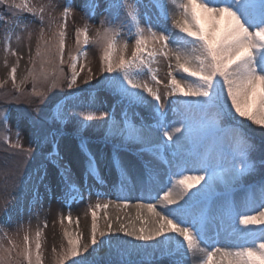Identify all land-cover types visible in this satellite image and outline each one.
Here are the masks:
<instances>
[{
	"label": "snow or ice",
	"instance_id": "obj_1",
	"mask_svg": "<svg viewBox=\"0 0 264 264\" xmlns=\"http://www.w3.org/2000/svg\"><path fill=\"white\" fill-rule=\"evenodd\" d=\"M106 4L107 15L94 37L89 36L87 22L76 29L75 52L68 54L71 75L67 76L65 38L72 6L65 4L59 22L51 16L57 5L46 6L50 13L47 30L51 31L53 25L57 30L45 39L44 5L30 4V0H0V8L6 9L0 11V27L12 21L11 34L6 30L3 45L6 56H17L9 73L15 93H21L16 73L23 57L12 49V35L19 43L23 33L28 32L30 41L28 28L35 20H39L40 30L34 55L29 47L32 96L45 95L37 92L35 85L38 80L47 83L49 76L57 82L66 81L71 90L84 71L85 64L80 61L86 60L88 45L95 44L101 50L100 73L104 78L100 87L118 96L117 103L125 107L118 120L115 105L111 114L92 104L80 106L81 119L75 121V132L86 158L85 175L99 174V160L83 135L89 128H102L104 143L112 144L111 166L117 170V183L121 186L136 182L122 152L135 148L138 154L152 158L144 163L136 178L148 189L147 199L129 204L125 198L122 204L109 201L90 206L88 242H84L82 233L65 229L67 248L62 246L59 253L53 249L54 264L69 260L73 264H155L165 258L171 264H187L189 259L194 264H264V180L246 183L264 171V157H254L262 149L244 126L247 121L248 127L264 129V0H106ZM98 7L99 0H85L86 17L91 19ZM153 8L155 18L149 14ZM19 13H26L33 20ZM169 22L171 27L167 26ZM130 39L134 43L129 55ZM161 58L167 61L166 82L158 76L160 69L154 67ZM28 77L21 83L27 82ZM91 78L89 69L84 83L88 84ZM57 82L51 87L60 86ZM160 86L165 89L163 93ZM4 87L0 83V89ZM78 103L75 94L53 98L44 120L38 122L30 117L29 122L47 140V132L39 125L50 122L57 126L58 133L59 125L71 120L72 106ZM141 106L150 108L151 123L141 117V123L136 124L133 117L139 114H129ZM94 120L104 123L93 125L90 122ZM8 121L7 114L0 117V127L10 131ZM218 133L225 134L226 149L217 147ZM16 138L19 141V131ZM3 142L9 144L7 135ZM11 147L22 149L18 142ZM22 150L29 154L33 151L31 147ZM163 164L168 166L164 171L166 180L161 179L158 167ZM37 179L42 183L44 177ZM62 180L66 188L76 187L68 169ZM110 204L124 211V219L119 213L114 219L109 216ZM130 208L135 209L134 216L127 212ZM101 210L104 228L98 223L97 213ZM66 219L72 223L70 215ZM60 223L63 225V219ZM76 223L79 226L78 219ZM114 224L118 227L114 228ZM116 233L144 244L122 241L115 237ZM42 235L38 228L34 239L25 232L22 244L10 238L11 247L0 243V264H43ZM98 236L107 239L98 242ZM89 247L92 252L82 256ZM103 249L108 255L114 252L116 259H98ZM77 257L81 258L74 259Z\"/></svg>",
	"mask_w": 264,
	"mask_h": 264
},
{
	"label": "rangeland",
	"instance_id": "obj_2",
	"mask_svg": "<svg viewBox=\"0 0 264 264\" xmlns=\"http://www.w3.org/2000/svg\"><path fill=\"white\" fill-rule=\"evenodd\" d=\"M50 3L57 5L55 10L51 12V16L56 18L57 22L60 21V14L65 4L72 6L66 28L65 66L68 62L69 52H75L76 29L83 27L87 22L90 26L89 36L90 38L94 37L96 29L100 26V21L104 20L107 15L104 12L107 4L106 0H99V7L95 10V15L88 19L86 17L85 0H30V4L45 6V39L51 38L52 33L57 30L55 25H53L51 31L47 30L50 13L46 6ZM142 10L148 11V9ZM169 10H172L171 4H169ZM0 11H6V9ZM149 14L155 18L156 9H151ZM19 15L28 20H33V17L26 13H19ZM11 25L12 21L8 20L5 27H0V83L6 84L9 81L7 86L0 89V117L5 114L9 116L8 128L10 129L8 131L4 127H0V225H3V227H0V243H3L5 247H11L8 243L10 238L19 245L22 244V237L25 232L29 234L30 239H34L36 230L38 228L42 229L43 264H54L53 249L55 248L56 253H59L62 246L67 248V241L63 236L65 229L73 234L76 232L82 233L84 242H88L91 228L90 206H94L97 202L103 204L109 201H112L113 204H122L125 202V198L129 204L143 202L147 199L148 189L136 178L142 172L144 163L151 161L152 158L147 154H138L135 148L122 152L121 157L130 165L133 180L136 182L121 186L117 183L118 172L112 171V144L104 143L102 128H89L83 135L88 141L90 151L96 154L99 160V174L97 176L85 175L86 158L80 151V137L75 132V121L81 119L78 115L80 106L92 104L93 107L111 114L115 105V114L118 120L122 118L121 110L125 107L117 103L118 96L111 93L107 88L102 89L100 87V82L104 78L100 73L101 50L92 43L88 45L86 60L82 59L80 61V63L85 64L84 71L80 73L76 85L73 86V89L78 91L75 96L79 100L78 104L72 106L75 114L70 113L71 120L59 126L60 131L58 133L56 132L57 126L54 127L55 131L53 132L49 124H40L39 126L47 132V140L43 139L30 124L29 118H35L38 122L44 120L45 114L49 110V101L63 96L62 86L64 80L57 82L51 76H49L47 83L38 80L35 85L36 91H43L45 95L43 97L31 95L33 82L32 78L28 77V71L32 67L29 62V47L32 55H34L40 30L39 20H35L28 28V31L31 32L30 41L28 40V32L23 33V39L19 43H17L15 35H12L11 47L17 51L18 56L23 57L19 60L16 73V83L20 86L21 93L13 92L9 73L11 68L16 65L17 56L10 54L6 56L3 45L6 30L11 34ZM167 26L171 27L170 22ZM16 34L20 33L17 31ZM129 42L128 53L130 55L132 51L131 43H134V39H130ZM154 67L160 69L158 76L166 82L167 61L161 58L159 65H154ZM89 69H91L92 78L88 84H85L84 80L89 75ZM39 70L40 64L37 62V74H39ZM77 71H80L79 64ZM25 77H28L27 82L21 83ZM144 79H147V77H144ZM53 82H57L60 86L52 88L51 84ZM97 87L100 88L98 91L93 90L98 89ZM49 89L51 90L49 91ZM160 91L161 93L165 91L163 86H160ZM147 99L151 103H155L151 97H147ZM33 108H38L39 111H33ZM85 110L88 109L85 108ZM164 110H168L167 104H165ZM133 111L139 114L133 117L136 124L141 123V117L144 122L151 123L149 107L141 106L132 109L129 114L131 115ZM90 123L103 125L104 121L94 120ZM17 131L20 133L19 141L16 138ZM5 135L9 138V144L3 142ZM53 136H55V143L53 142ZM217 137V147L226 149L228 142L225 139V134L218 133ZM17 142L22 145V149L31 147L33 151L29 154L22 149H13L11 144ZM158 167L161 179L166 180L164 171L168 166L163 164ZM65 169L71 171V175L76 181L75 188L65 187L62 180ZM37 177H44L43 182L41 183ZM152 194L155 195V190L152 191ZM113 204H110L107 209L109 216L114 219L119 213L121 219H124V211L116 209ZM127 212L134 216L135 209L130 208ZM69 215L72 217L71 224L66 219ZM97 215L100 228H104L105 224L102 219L104 210L99 211ZM61 219H63V225L60 223ZM77 219L79 220V226L76 223ZM9 220L11 223H9ZM45 224H47V227L44 226ZM113 227H118V225L114 224ZM4 233H7V238L4 237ZM115 237L131 244H144V242L134 241L130 237H124L122 233H116ZM100 239L107 238L98 236V242ZM177 239L182 238L177 237ZM149 243L154 244L155 242ZM90 252H92V247H89L88 252L82 253V256H87ZM106 253L107 249L100 250L98 259H102V261L116 259L114 252L110 255ZM195 259L198 260L199 257ZM66 264H73V261H66ZM155 264H171V262L168 258H165L155 261ZM187 264H194V262L189 259Z\"/></svg>",
	"mask_w": 264,
	"mask_h": 264
},
{
	"label": "trees",
	"instance_id": "obj_3",
	"mask_svg": "<svg viewBox=\"0 0 264 264\" xmlns=\"http://www.w3.org/2000/svg\"><path fill=\"white\" fill-rule=\"evenodd\" d=\"M2 9H3V8H0V10H2ZM4 10H5V9H4ZM67 64H68V62H67ZM67 64L64 66L65 74H66L67 76H70L71 73L68 71V66H67ZM8 84H9V81L6 82L5 86H7ZM97 88H99V87H97ZM62 89H63V94H62V95H66V96H67V95H70V94H72V93H76V92H77V90H74L73 88H72L71 90L67 89V87H66V81H64V84H63V86H62ZM249 123H250V122H247V121L244 122L245 130L251 132L252 136H253L254 139H255L256 144H257L258 146H260L261 149H262L261 151H257L256 153H254V157H255L257 160H259L261 157H264V129H260V128H258V127L255 126V125H251L250 127H248ZM61 125H62V124H61ZM61 125H59V126H61ZM54 127H55V125H50V129H51L52 131H55V130H54ZM262 176H264V171H262L259 175L255 176V177H250V178H248L249 181H247L246 183H250V182L256 181V180H258L259 178H261Z\"/></svg>",
	"mask_w": 264,
	"mask_h": 264
}]
</instances>
